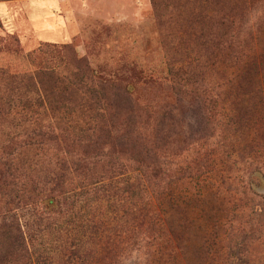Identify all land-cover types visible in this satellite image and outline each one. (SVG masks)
I'll return each instance as SVG.
<instances>
[{"label": "trees", "instance_id": "1", "mask_svg": "<svg viewBox=\"0 0 264 264\" xmlns=\"http://www.w3.org/2000/svg\"><path fill=\"white\" fill-rule=\"evenodd\" d=\"M150 5L174 102L0 38V264H246L264 238V0Z\"/></svg>", "mask_w": 264, "mask_h": 264}, {"label": "rangeland", "instance_id": "2", "mask_svg": "<svg viewBox=\"0 0 264 264\" xmlns=\"http://www.w3.org/2000/svg\"><path fill=\"white\" fill-rule=\"evenodd\" d=\"M9 36L19 40L24 53L43 43H70L91 67L105 75L122 74L137 101L175 100L150 0H1L0 38ZM184 125L194 131L200 120L186 116ZM251 185L264 194L260 172H254ZM73 227L63 223L45 237L47 252L55 254ZM243 255L246 264H264V238L249 244Z\"/></svg>", "mask_w": 264, "mask_h": 264}]
</instances>
